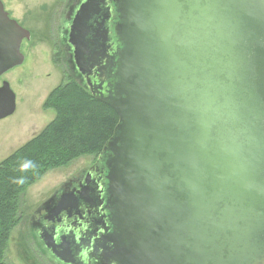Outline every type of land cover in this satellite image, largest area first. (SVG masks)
I'll list each match as a JSON object with an SVG mask.
<instances>
[{
  "label": "water",
  "instance_id": "95a60500",
  "mask_svg": "<svg viewBox=\"0 0 264 264\" xmlns=\"http://www.w3.org/2000/svg\"><path fill=\"white\" fill-rule=\"evenodd\" d=\"M105 4L85 0L69 32L83 74L97 41L105 51L112 33L119 45L112 81L91 83L119 122L100 154L103 213L81 235L87 256L264 264V0H113L112 31L110 17L92 24ZM25 39L31 32L0 0V77L24 63ZM16 107L4 81L0 120ZM91 179L77 197L63 194L54 214L93 204ZM41 238L63 263L81 264L65 237Z\"/></svg>",
  "mask_w": 264,
  "mask_h": 264
},
{
  "label": "rangeland",
  "instance_id": "374dc122",
  "mask_svg": "<svg viewBox=\"0 0 264 264\" xmlns=\"http://www.w3.org/2000/svg\"><path fill=\"white\" fill-rule=\"evenodd\" d=\"M77 0H5L12 17L32 31L23 52L28 57L24 66H18L4 77L11 83L19 98L13 115L0 120V162L40 132L54 118L52 109H45L48 95L66 80L83 83L75 68L72 51L62 36V23L74 9ZM67 7V12H62ZM71 51V54H70ZM32 111V113L30 112ZM96 156H81L66 166L47 171L29 186L21 200V220L14 228L6 252L12 264L60 263L36 236L30 219L37 208L50 198L56 189L70 177L85 173Z\"/></svg>",
  "mask_w": 264,
  "mask_h": 264
},
{
  "label": "trees",
  "instance_id": "16d2710c",
  "mask_svg": "<svg viewBox=\"0 0 264 264\" xmlns=\"http://www.w3.org/2000/svg\"><path fill=\"white\" fill-rule=\"evenodd\" d=\"M44 107L54 110L55 118L0 162V264H12L6 252L29 186L51 169L81 156L100 155L119 122L111 106L75 80L53 89Z\"/></svg>",
  "mask_w": 264,
  "mask_h": 264
},
{
  "label": "flooded vegetation",
  "instance_id": "af4514ba",
  "mask_svg": "<svg viewBox=\"0 0 264 264\" xmlns=\"http://www.w3.org/2000/svg\"><path fill=\"white\" fill-rule=\"evenodd\" d=\"M2 1L10 17L16 19L20 25L28 29L17 18L12 17L11 13L9 12V9L7 8L5 4V0H2ZM84 1L85 0H77L73 4L72 6V9H74L73 12L72 13L70 12L66 16V19H65L66 22L62 23L63 25L62 36L66 41V47L70 48V50L72 51V58H73L75 68L80 74L81 79L83 83L85 84V87H87L89 91L91 92V88H92L91 83L94 85L95 82L103 81L104 86H106L108 82L112 81L113 73H114L113 67H112V64L114 62L113 58L115 55V51L119 45L112 33L109 35L107 47L105 51H102V49L99 46L101 42L97 41L93 46H91L90 52L87 55L88 73L83 74L82 72L79 71L76 65L75 59H74V48L69 42V32H70V27L72 25L73 19L77 11L79 10L81 4ZM67 11H68V8L64 6L62 12L64 13ZM103 19H108L107 21H105L104 27L106 28L109 27L110 30L112 31V26L116 19V14H115L114 6H113V0H106V4L103 7V10L101 11L100 15L95 17L96 22L95 20L92 21V24L95 25L96 29H98V24L102 23ZM28 30L31 32V37H32V31L30 29ZM29 40L25 39L23 41L22 52H23L25 42ZM71 51H70V54H71ZM96 53L98 55H96ZM23 54L25 55V61L20 66H24L26 62L28 61V57L26 56V54L24 52ZM15 68L11 70H14ZM100 69H103V70L100 72ZM7 73H5L4 75L0 77V86H2L4 81H7L6 79H4ZM9 84L11 86V83ZM17 97L18 96L16 94V103L18 104L19 98ZM30 112L32 113V111ZM101 158L102 156L98 155L96 159L94 160L93 165L90 166L85 173L83 174L81 173L79 175L70 177L69 179L64 181L61 184L60 188L56 189L54 194L50 198L46 199L44 202H42V204L38 206L36 210L37 215H33L32 218L30 219L31 224L37 230L36 236H38L41 239V241H43L41 238V234L45 233V231L55 233L56 243H61L62 238L65 237L66 242L69 243V246L73 249V252L76 254L77 258L81 260V264H95L94 259H91L89 256H87V254L90 252V249L88 248V246L86 247L85 245L80 244V238H81V235L84 233V231H86L87 229L91 230L92 229L91 226L92 227L95 226V222L101 219V215L103 213L101 211L102 206H100L101 203L98 198V196H100L101 193L102 195H104L102 191L106 188V181L102 179V177H104L105 175H104L103 165L100 163ZM89 173H91L92 175V179L90 181V185H91L90 194H91V197H93L96 201L93 204L84 202L82 200L77 201V202L74 201L72 208H67L66 210H63L60 213L55 215L54 211H56L60 197L63 194H71V193H73L72 195L74 197H77L78 193L81 191L82 187L85 185ZM49 252L52 256H54L50 250ZM55 259L60 261L56 257ZM61 262L62 261H60V263Z\"/></svg>",
  "mask_w": 264,
  "mask_h": 264
},
{
  "label": "clouds",
  "instance_id": "9594fccd",
  "mask_svg": "<svg viewBox=\"0 0 264 264\" xmlns=\"http://www.w3.org/2000/svg\"><path fill=\"white\" fill-rule=\"evenodd\" d=\"M28 166H29V165L25 164V165H24V168L27 169ZM20 182L22 183L23 181L21 180Z\"/></svg>",
  "mask_w": 264,
  "mask_h": 264
}]
</instances>
